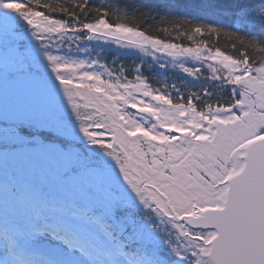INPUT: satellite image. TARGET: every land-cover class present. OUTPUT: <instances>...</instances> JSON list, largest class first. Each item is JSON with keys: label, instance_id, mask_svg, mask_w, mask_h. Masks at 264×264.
I'll return each mask as SVG.
<instances>
[{"label": "snow or ice", "instance_id": "6c2138e0", "mask_svg": "<svg viewBox=\"0 0 264 264\" xmlns=\"http://www.w3.org/2000/svg\"><path fill=\"white\" fill-rule=\"evenodd\" d=\"M7 3L0 160L41 178L3 185L0 264H264V64L242 58L264 53L261 37H238L245 51L230 57V98L196 118L185 109L145 128L113 112L85 125L58 95L61 78L42 70L56 58L33 43L47 5ZM238 15L255 28L264 0Z\"/></svg>", "mask_w": 264, "mask_h": 264}, {"label": "trees", "instance_id": "16d2710c", "mask_svg": "<svg viewBox=\"0 0 264 264\" xmlns=\"http://www.w3.org/2000/svg\"><path fill=\"white\" fill-rule=\"evenodd\" d=\"M35 8L41 7L51 19L62 22L68 33H72L75 40L84 39L85 25L104 19L110 24H122L133 29L145 32L150 37L159 41L177 45L183 48H204L206 50H218L230 57H241L245 46L238 37L260 36L264 42V32L258 26L250 29L237 28L234 19L239 16L242 8L255 7L257 0H28ZM14 0H8L5 8L14 7ZM32 8L28 9L31 11ZM36 44V42H33ZM39 46L38 44H36ZM67 48V54L58 53L62 58L77 59L78 51L71 46ZM88 58L92 66L101 69V78L105 80L102 91H110L109 81L115 80L117 84H132L136 78L142 79L149 88H153L152 94L158 92L167 104H188L193 102L191 111L193 115L197 111L214 106L217 101L225 102L230 97V88L224 92L221 82L227 81V74L222 67L210 61L202 62L203 67L195 70L192 76H188L172 66L157 68L148 66L151 63L142 55L122 54L113 49L101 45L88 43L85 46ZM47 52V50H44ZM248 55L254 62L264 64V53L248 49ZM46 61V60H45ZM69 60H63L56 65L45 63L49 69L54 65L58 74L59 69ZM76 60H73L75 62ZM77 62H81L78 61ZM257 64L256 66H259ZM254 69V68H253ZM47 75L54 78L57 75L50 72ZM62 83H57V92L64 101L65 108L70 117L79 116L81 123L91 125L87 117L94 114L97 109L88 104L80 94L71 91L65 85L73 81L66 76H59ZM213 77H218L213 79ZM92 82V81H91ZM89 82L88 87H92ZM99 88V86H98ZM210 91V92H209ZM121 92V90H119ZM208 92L203 96V93ZM122 94L117 93V97ZM116 97V94H115ZM159 99L155 98L154 102ZM164 101V102H165ZM166 103V102H165ZM75 105V111L72 106ZM115 110L118 107L114 104ZM113 112L107 110L105 117ZM92 135H97L92 132ZM47 161L42 160L40 167H46ZM39 173L19 161L0 160V201L3 200V185L6 181H14L24 185L40 180Z\"/></svg>", "mask_w": 264, "mask_h": 264}, {"label": "rangeland", "instance_id": "374dc122", "mask_svg": "<svg viewBox=\"0 0 264 264\" xmlns=\"http://www.w3.org/2000/svg\"><path fill=\"white\" fill-rule=\"evenodd\" d=\"M19 27L22 31H27V25L24 21H20ZM243 29H246V27L244 26ZM261 32L264 31L261 30ZM65 33L66 31H64L62 22L50 18L48 23L42 25L41 32L39 33V39L33 42H36V44L39 45L38 47L42 52L47 50L49 55L56 58L54 62L50 63L56 65L58 62L61 63L63 60H69L68 63L70 65L65 63L66 66L63 65L59 69L62 71L59 74L58 71L48 72L57 76L64 75L70 79H73L72 82L67 83L65 86L72 92L76 91L83 98H85L84 100L88 104L93 105L97 109L94 114L88 116L86 119L88 124L92 123L91 125L104 118L105 112L107 110L121 113L119 109L118 111L115 110V98L122 97L125 100L128 96L144 97V99H147L148 102V100L154 101V99L158 96L160 97V95L158 92L152 94L151 90L153 88H149L147 86L148 84L140 78H136L132 84L128 85L117 84L115 80H111L109 81V88L112 90L113 94L110 91H102V87L100 85H103L105 80L101 78V69H98L89 63L92 61L89 60L86 50L87 48L85 47L86 44L88 45V43L101 45L105 48L113 49L122 54L142 55L151 61V63H148V66H156L157 68L172 66L176 70H179L188 76H192L195 70L199 69V67L202 68V62L204 61H210L222 67L226 72H228L226 76L227 80L229 74L233 73V71L237 69L235 62L230 59V56H227L218 50L179 47L177 45L165 43L150 37L141 30L133 29L122 24L113 25L104 19L87 23L85 25V37L82 41L75 40L72 33ZM69 43L72 44L71 46L79 52L78 58L73 59L76 60L75 62H73V60L71 61V59L62 58L60 55H57L58 53H61L62 55L67 54ZM217 53H219V55ZM77 60L81 62H77ZM45 63H47V61H44V64ZM243 66L244 65H242L240 68ZM42 70L46 74L48 73V69L45 67V65ZM254 71L255 69H253V72ZM244 75L247 76L248 73L245 72ZM49 78L52 80L54 79L51 78V76ZM217 78L218 77H213V79ZM89 82H91L92 87H88ZM222 85L228 87L231 86V88L233 87V85L229 84L227 81L221 82L220 86ZM119 90H121V92H119ZM117 93H121L122 96L119 95L117 97ZM205 94H208V92L203 93V96H205ZM164 101L165 100L159 99L157 102L169 103ZM208 110L209 107L207 106L203 112H207ZM187 111L189 117L196 118V114L193 115L191 107H188ZM122 114L126 115L127 112L123 111ZM147 120L145 121L148 122L149 120ZM154 125H156L155 122L149 127H153ZM39 164H42V161H40Z\"/></svg>", "mask_w": 264, "mask_h": 264}, {"label": "built area", "instance_id": "2783aa9c", "mask_svg": "<svg viewBox=\"0 0 264 264\" xmlns=\"http://www.w3.org/2000/svg\"><path fill=\"white\" fill-rule=\"evenodd\" d=\"M248 24L246 23V18L245 17H239L235 20V26L237 28H243L244 26H247ZM249 26V25H248ZM126 107L121 111V114L123 111H126L127 114L124 116L128 118V120H134L133 118V111L132 107L138 103L141 107L145 109H149V106L155 110V114L160 115L161 120L159 121L160 123L163 122L164 116L167 113H172L175 114L179 118V113L185 110L184 106H176V107H170V106H165V105H155L147 102V100H143L141 98H132V97H127L125 99ZM151 116L156 119L155 114L152 111H149ZM123 115V114H122ZM142 124V123H141ZM144 125V124H143ZM145 128H147L144 125Z\"/></svg>", "mask_w": 264, "mask_h": 264}, {"label": "water", "instance_id": "95a60500", "mask_svg": "<svg viewBox=\"0 0 264 264\" xmlns=\"http://www.w3.org/2000/svg\"><path fill=\"white\" fill-rule=\"evenodd\" d=\"M117 103L120 105V106H124V99L122 97H118L117 98Z\"/></svg>", "mask_w": 264, "mask_h": 264}, {"label": "bare ground", "instance_id": "6f19581e", "mask_svg": "<svg viewBox=\"0 0 264 264\" xmlns=\"http://www.w3.org/2000/svg\"><path fill=\"white\" fill-rule=\"evenodd\" d=\"M262 21H264V20H262ZM252 28V27H251ZM242 58H246V57H242ZM221 89L225 92L227 89H228V86H224V85H222L221 86Z\"/></svg>", "mask_w": 264, "mask_h": 264}]
</instances>
